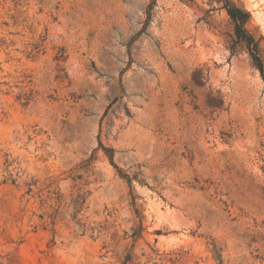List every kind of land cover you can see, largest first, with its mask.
<instances>
[{"label": "rangeland", "instance_id": "1", "mask_svg": "<svg viewBox=\"0 0 264 264\" xmlns=\"http://www.w3.org/2000/svg\"><path fill=\"white\" fill-rule=\"evenodd\" d=\"M231 2L264 63V0ZM126 256L264 264L248 43L222 0H0V264Z\"/></svg>", "mask_w": 264, "mask_h": 264}, {"label": "trees", "instance_id": "2", "mask_svg": "<svg viewBox=\"0 0 264 264\" xmlns=\"http://www.w3.org/2000/svg\"><path fill=\"white\" fill-rule=\"evenodd\" d=\"M222 1L227 10L228 15L235 23V32L237 36L242 37L243 39L247 41L251 57L253 58V61L260 72L261 78L264 80V63L262 62L260 56L257 54V47H256V43L253 37L248 33V31L244 27V23L247 21L249 17V13L245 11L244 9L238 7L234 3H232L231 0H222ZM103 148L104 150H107L105 147ZM107 155L110 159V162L114 164L112 161L111 153H107ZM114 166L116 167L115 164ZM122 176L125 177L126 175L122 174ZM30 190H31L30 187H28V191ZM80 203L81 202L79 200L75 201L74 204H75L76 210L80 208L81 206ZM129 260H130L129 256H126L125 260L123 261V264H126V262H128Z\"/></svg>", "mask_w": 264, "mask_h": 264}]
</instances>
